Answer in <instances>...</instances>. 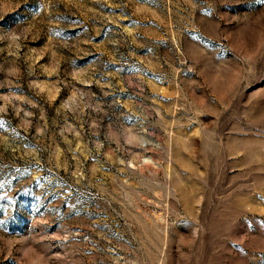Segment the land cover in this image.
<instances>
[{
    "label": "rangeland",
    "instance_id": "1",
    "mask_svg": "<svg viewBox=\"0 0 264 264\" xmlns=\"http://www.w3.org/2000/svg\"><path fill=\"white\" fill-rule=\"evenodd\" d=\"M0 264H264V0H0Z\"/></svg>",
    "mask_w": 264,
    "mask_h": 264
}]
</instances>
